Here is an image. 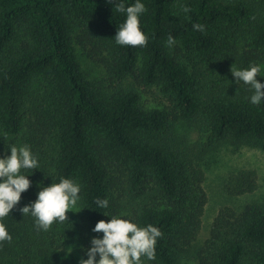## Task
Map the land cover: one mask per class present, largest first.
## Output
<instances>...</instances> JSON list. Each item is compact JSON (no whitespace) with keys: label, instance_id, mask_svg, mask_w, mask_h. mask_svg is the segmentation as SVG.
I'll use <instances>...</instances> for the list:
<instances>
[{"label":"trees","instance_id":"16d2710c","mask_svg":"<svg viewBox=\"0 0 264 264\" xmlns=\"http://www.w3.org/2000/svg\"><path fill=\"white\" fill-rule=\"evenodd\" d=\"M143 3L147 43L121 46L125 14L108 0H0V155L28 145L39 160L22 170L30 187L3 219L12 239L0 242V264H76L65 250L86 258L102 235L91 229L109 219L101 213L160 229L147 264H264V195L220 207L198 240L199 157L222 143L264 151V104L230 72L259 64L264 82V0ZM62 177L80 185L75 215L41 230L19 209ZM257 186L240 169L225 191Z\"/></svg>","mask_w":264,"mask_h":264},{"label":"clouds","instance_id":"9594fccd","mask_svg":"<svg viewBox=\"0 0 264 264\" xmlns=\"http://www.w3.org/2000/svg\"><path fill=\"white\" fill-rule=\"evenodd\" d=\"M108 2L117 12L125 14L123 23L116 29L113 38L115 43L121 46H144L147 37L140 27V17L146 11L143 0H132L131 3H126V0ZM188 10L185 6L184 11ZM192 28L203 31L204 24L194 22ZM167 43L172 46L175 38L169 35ZM230 72L237 84L250 86V103L264 104V82L256 79L261 72L259 64H252L247 68H230ZM7 150V155H0V242L12 239L3 219L9 217L21 194L31 184L29 175H25L22 170L39 167V160L28 145H10ZM80 190L77 182L62 177L57 183L51 182L40 187L35 200L21 207L19 211L22 215L34 217V223L39 229L47 230L54 221L66 220V213L78 205ZM95 204L98 208L107 209L109 201L107 198H98ZM101 214L109 219L97 221L91 231L102 235L91 237L90 246L84 251L86 258L80 259L79 264H145L142 257L146 260L155 259L156 241L162 235L158 227L152 224L142 227L119 215ZM65 251L66 254L70 253L72 247L69 246Z\"/></svg>","mask_w":264,"mask_h":264},{"label":"rangeland","instance_id":"374dc122","mask_svg":"<svg viewBox=\"0 0 264 264\" xmlns=\"http://www.w3.org/2000/svg\"><path fill=\"white\" fill-rule=\"evenodd\" d=\"M199 160L204 172L203 187L207 196L198 234V240L202 241L207 237L211 222L220 207L238 208L246 203L258 201L263 197L264 151L222 143L215 145L205 155L199 157ZM240 169L254 170L257 175L258 186L251 194L236 197L229 196L225 191L228 177ZM67 214L70 217L74 216L75 207L70 209ZM70 253H68V256L74 257L76 264H79L81 256L73 252ZM189 264H194V262L190 261Z\"/></svg>","mask_w":264,"mask_h":264}]
</instances>
